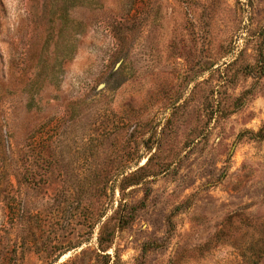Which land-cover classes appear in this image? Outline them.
I'll return each mask as SVG.
<instances>
[{
	"label": "rangeland",
	"instance_id": "374dc122",
	"mask_svg": "<svg viewBox=\"0 0 264 264\" xmlns=\"http://www.w3.org/2000/svg\"><path fill=\"white\" fill-rule=\"evenodd\" d=\"M0 264H264V0H0Z\"/></svg>",
	"mask_w": 264,
	"mask_h": 264
}]
</instances>
